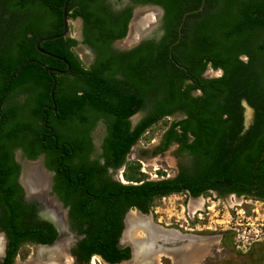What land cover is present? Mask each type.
Wrapping results in <instances>:
<instances>
[{
  "label": "trees",
  "instance_id": "16d2710c",
  "mask_svg": "<svg viewBox=\"0 0 264 264\" xmlns=\"http://www.w3.org/2000/svg\"><path fill=\"white\" fill-rule=\"evenodd\" d=\"M63 1L0 0V17L10 20L0 22V225L10 245L4 264H11L22 241L49 242L54 237L52 226L31 219L34 207L27 208L20 198L16 147L28 157L42 153L46 165L55 170L54 187L70 204V222L83 233L78 240L82 258L93 252L110 261L127 256L115 244L122 213L131 206L147 211L159 196L216 189L220 197L234 193L264 200V36H259L264 31V0H205L203 10L186 15L180 38L171 48L183 14L202 0H129L126 4L68 0L66 14L82 17V41L90 45L94 56L85 66L73 50L78 42L74 36L43 40L44 49L64 57L71 66L69 72L54 78L48 67H58L59 58L42 55L45 67L35 60L39 54L26 39V26L16 12H24L27 6L40 8L43 19L34 28L35 35H53L63 30ZM217 2L220 8L211 12ZM148 3L163 9L161 31L128 50L112 47L113 40L126 34L132 6ZM5 11L10 13L6 18ZM251 48L257 55L263 52L260 62L249 52ZM241 51H247L248 61L236 59ZM207 63L226 67L234 63L232 70L227 68L222 77L211 80L238 84L225 87L220 98L226 103L218 102L226 118L211 116L207 97H192L189 87L181 88L186 71L194 85L201 83L199 70ZM241 97L254 108L247 126ZM148 102L147 115L131 129L129 116ZM176 108L186 117L168 125L162 148L177 139L179 150L189 151L192 160L180 165L174 177L147 178L139 162L129 161L124 177L134 182H116L104 173L99 158L90 159V133L99 121L106 127L100 156L115 166L125 160L149 125ZM187 130L194 134L191 142H187ZM258 247L260 254H249L252 261L264 257V246Z\"/></svg>",
  "mask_w": 264,
  "mask_h": 264
},
{
  "label": "flooded vegetation",
  "instance_id": "af4514ba",
  "mask_svg": "<svg viewBox=\"0 0 264 264\" xmlns=\"http://www.w3.org/2000/svg\"><path fill=\"white\" fill-rule=\"evenodd\" d=\"M120 1L122 2V4H126L129 0ZM219 5L220 3H215L214 6L211 7V12H213L214 8L219 9ZM149 6L150 8H156L157 11L147 24L145 22L146 19L144 16L149 14V12L145 11L147 10V8H149ZM131 9L132 12L128 20L126 34L119 39L113 40L111 43V46L116 49H131L132 47L138 45L144 38L152 36V34H158V32L161 31L159 25L163 13L162 7L156 4L148 3L135 4ZM139 10H142V12L138 16ZM70 11H72V9H70ZM16 13V17H18L19 20L21 19V22H23L26 26V39L31 43L34 50L39 54L40 58H36L35 60L42 67H45L46 63L42 60V55H51L59 58L58 67H48V71L51 75L54 76V78L57 75L69 72V70L71 69L69 62L64 57H57L58 55L50 53L41 46V42L45 39L40 40V38L45 36L35 35L34 28L37 26V24L42 22L43 11H41L40 8L27 6L24 9V12ZM19 13L21 14V16H19ZM9 14L10 13L8 11H5V18L8 17ZM67 18L68 32L69 24L71 21L79 20L81 24L79 30V38H77L78 42L73 47H75L78 43H81L86 46V48L90 50L94 56V52L92 51L90 45L82 41V17L80 15H67ZM18 19L15 18L14 21L18 22ZM1 20L6 24L10 21L9 19L7 20V18L4 19L0 17V22ZM133 23L135 24L134 28L136 34L138 35L134 37L132 35L133 38H127L131 34ZM187 30L190 33V29H186V32ZM68 32L65 35L71 36ZM253 35H255V32H253L252 36ZM259 36L262 38L264 36V31H260ZM119 40H122L123 42H117ZM253 50L254 49L251 48V51L249 52H252L254 54L253 56H258L260 62L261 57L263 58V56H261L263 52H260L257 55V53H255ZM61 57L64 59H62ZM235 57L236 59L242 61H248L250 58L247 51L238 52ZM175 62L179 67H184V65H182L179 61ZM63 63L65 64V68H62ZM257 63L258 60L256 61V64ZM233 65L234 63L228 65L227 67L220 64L212 66L210 63H207L201 70H199V76L202 78V82L197 83L196 85H194L193 83L194 79L190 75V72L186 71L187 77H185V81L182 83L181 88L189 87V93L192 97L199 95H201L202 98L207 97L209 102L208 107L210 108L209 110L211 111V113H213V115L211 116L220 119L226 118L227 113H225L224 111L220 113V103L218 102H221L222 104L226 103L225 98H220L221 94L224 92L225 87L231 86L232 84H238L235 81L227 82L224 80H211L214 78L222 77L227 68L229 70H232ZM257 66L259 69L263 68V65L257 64ZM185 70L187 69L185 68ZM140 99H142L141 95ZM240 102L243 106L242 119L244 122V126H247L251 122L254 108L247 102L245 97H241ZM203 105L205 104L203 103ZM150 107L151 102H148L145 108L140 107L129 116L131 129L134 127V125L137 124L140 119H142V117H145L147 115V108L149 110ZM53 109H55V107H53ZM185 117L186 113L181 108H176L170 113L162 114L158 121L149 125L147 129L139 136V138L131 145L129 152L126 154L125 160L121 164L115 166L107 164L103 160L102 156H100V153L102 151L101 144L106 134V127L103 121H99L90 133L91 142L93 144V149L90 153V159L99 158L102 166H104V173L113 181L128 183L134 182L124 179V172L126 171L129 161H132L134 164H136V162H139L140 164L142 160L149 161L155 157L168 159L172 156L174 158V168H171V170H166L167 168H164V170L167 172H164V170L157 168L158 171L156 172V174H154V176L152 177L147 176V178L161 179L164 177H174L175 175H177L180 165L187 166L191 164V153L189 151H180V141L177 139H171L170 143L166 147L162 148L166 140L165 130L173 120H178ZM165 118H168V122L165 124V127L160 131V133H158L156 137L150 139L147 145H144L142 139L143 137L149 138V136L147 135L149 129L153 125L160 123ZM99 124L103 125V130L100 135L96 136L95 130ZM178 131L180 132L181 130ZM186 137L187 142H191L193 140L194 134L192 133V130H187ZM14 159L19 164L17 182L19 183L22 190L20 198L26 203L27 208H31V206L34 207V210L31 212L30 218L38 221L41 225H45L46 223L44 222L49 223L53 228L54 237L49 242H42L33 239H26L22 241L18 245L12 259L9 261L11 262V264H20L18 260L23 249L25 250L23 264H207V261L205 260L206 254L201 257V250L198 247L190 246V250H187L186 248L187 246H189V244H195L202 239H204L203 241L211 240L212 238L214 239L216 235L185 230V227L183 228L182 226H167V224L165 225L155 214V210H153L152 204L147 211H143L136 206H131L127 208L121 215L122 227L119 231L115 244L119 250H124L123 252L127 251V256H122L118 260L110 261L101 253L93 252L88 258H82V251L80 250L78 240L83 236V233H79L78 228L74 227L70 222V204L66 203L63 200L62 195H60L58 193V190L54 187L55 170L49 168L46 165L42 153L36 157H28L24 155L20 147H16L14 149ZM139 170L146 172L140 166ZM184 192L187 195L188 201L192 203L193 210L190 209V212L192 211V214L194 213V209L196 210L198 207H202L204 205V198L206 196V193L202 192L197 195H192L188 191ZM210 192H216L218 194V191L216 189H210ZM196 197L199 198L194 200ZM2 211L3 210L0 208V214L2 213ZM153 223L158 226H155V228H153ZM156 235H165V239H169L175 245H171L169 247L156 246L154 243ZM180 236H190L193 238H199V240L197 242H189L185 247L181 249L176 246V241H178L177 239H179L178 237ZM58 240H60V242H58ZM53 242H55L54 246H49ZM234 246L237 249L239 247L238 244H235ZM214 248L218 250L217 246H213L211 247L212 251H214ZM9 249L10 245L8 244L7 232L0 225V264H4L6 262V255ZM214 253H216V251H214ZM213 259H215L216 261V258Z\"/></svg>",
  "mask_w": 264,
  "mask_h": 264
},
{
  "label": "rangeland",
  "instance_id": "374dc122",
  "mask_svg": "<svg viewBox=\"0 0 264 264\" xmlns=\"http://www.w3.org/2000/svg\"><path fill=\"white\" fill-rule=\"evenodd\" d=\"M145 11L152 15L144 16L145 22L148 24L150 19L156 14L157 9L149 6ZM138 12L139 16L142 10ZM134 25L133 23L131 34L127 38H131L132 35L133 37L138 35ZM80 26L79 20L71 21L68 33L79 38ZM117 42L123 41L119 40ZM73 50L85 66L91 63L93 53L86 46L78 43L73 47ZM167 120L168 118H165L149 129L147 133L149 138L143 137L142 139L144 145H147L150 139L160 133L165 127ZM102 130L103 125L99 124L95 130V135H100ZM173 164L174 158L172 156L168 159L155 157L149 161L142 160L140 167L147 172V176L152 177L158 171L157 168L171 170V168H174ZM164 172L167 171L164 170ZM152 207L155 210V214L167 226H182L183 228L185 227V230L216 235L214 239L206 241L202 239L200 240L201 242L189 244V246H196L201 250V257L206 254L205 260L207 264H240L241 261L246 264H264V257L259 261H252L253 255H249L252 251L259 253L258 246H264V200L242 195L236 196L234 193L220 197L216 192H211L206 193L203 208L198 207L196 209L198 212L194 209L196 213L191 214L192 203L188 201L185 192L180 191L156 197L152 202ZM235 244L239 245L238 249L235 248ZM213 246L218 247V250L214 248L216 253L211 249ZM24 251L23 249L19 256L18 261L20 264H23ZM213 258H216V261Z\"/></svg>",
  "mask_w": 264,
  "mask_h": 264
},
{
  "label": "water",
  "instance_id": "95a60500",
  "mask_svg": "<svg viewBox=\"0 0 264 264\" xmlns=\"http://www.w3.org/2000/svg\"><path fill=\"white\" fill-rule=\"evenodd\" d=\"M67 3H68V0H64L63 1V7H62V15H63V30L60 32V33H57V34H53V35H49V36H45V37H42L40 38V40H43V39H48V38H53V37H59V36H62V35H65L67 32H68V18H67V15H66V7H67ZM205 3V0H202L200 5L198 7H195V8H192V9H189L187 10L183 16H182V19L178 25V37L170 44V48L171 46L179 40L180 38V35L182 33V24H183V21L185 20L186 18V15L189 14V13H192V12H196L200 9L203 8V5ZM171 55V54H170ZM59 57V56H57ZM62 58V57H61ZM64 59V58H62ZM51 95H52V89H51ZM236 196H239V195H236ZM155 226H158V225H155L153 223L152 227L155 228ZM158 230V228H157ZM163 235V234H162ZM162 235H156L155 237V240H154V243L156 246H161V247H169L171 245H175L173 244V242H171L169 239H165L166 236H162ZM179 239H177L178 241H176V246H178L179 248H183L185 247L189 242H197L199 240V238H193V237H190V236H180L178 237ZM60 239V238H59ZM58 242H60V240H58ZM178 242V243H177ZM53 244V245H52ZM52 244H50L49 246H54L55 242H53ZM48 246V247H49Z\"/></svg>",
  "mask_w": 264,
  "mask_h": 264
},
{
  "label": "bare ground",
  "instance_id": "6f19581e",
  "mask_svg": "<svg viewBox=\"0 0 264 264\" xmlns=\"http://www.w3.org/2000/svg\"><path fill=\"white\" fill-rule=\"evenodd\" d=\"M150 15V13L148 14V16ZM151 16V15H150ZM199 197H196L194 200H196V199H198ZM199 208H203V206L202 207H199ZM195 213V212H194ZM192 214V213H191ZM187 250H190L191 249V247L190 246H188L187 248H186Z\"/></svg>",
  "mask_w": 264,
  "mask_h": 264
},
{
  "label": "built area",
  "instance_id": "2783aa9c",
  "mask_svg": "<svg viewBox=\"0 0 264 264\" xmlns=\"http://www.w3.org/2000/svg\"><path fill=\"white\" fill-rule=\"evenodd\" d=\"M196 212H198V210H196ZM196 212H195V213H196ZM199 213H200V212H199Z\"/></svg>",
  "mask_w": 264,
  "mask_h": 264
}]
</instances>
